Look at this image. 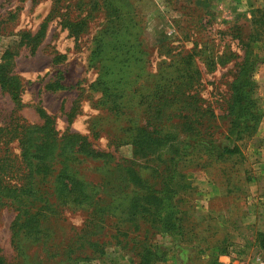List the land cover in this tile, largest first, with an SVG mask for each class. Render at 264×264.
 <instances>
[{"label":"rangeland","instance_id":"obj_1","mask_svg":"<svg viewBox=\"0 0 264 264\" xmlns=\"http://www.w3.org/2000/svg\"><path fill=\"white\" fill-rule=\"evenodd\" d=\"M258 2L263 4L0 0V71L19 85L17 105L0 88V177L28 184L20 142L27 129H41L47 119L50 130H38L36 141L59 143L75 135L92 155H102H75L78 141L55 159L52 182L62 172L68 181L82 182L90 200L62 203L53 186V204L41 211L36 241L12 238L16 213L9 203L0 204V256L6 264H138L144 238L167 250L148 218L128 217L129 202L139 191L126 173L137 174L139 188H156L177 165L176 189L189 188L177 200L189 227L194 203L206 201L218 187L217 172L244 162L238 156L223 162L206 158L200 142L234 140L231 85L245 60L264 57V37L253 38ZM260 66L253 75L254 97L264 116ZM258 128L236 143L247 158V172L254 170L247 156ZM178 148L187 151L184 157L175 155ZM252 245L253 253L264 257L256 241Z\"/></svg>","mask_w":264,"mask_h":264},{"label":"trees","instance_id":"obj_2","mask_svg":"<svg viewBox=\"0 0 264 264\" xmlns=\"http://www.w3.org/2000/svg\"><path fill=\"white\" fill-rule=\"evenodd\" d=\"M253 14L255 17L252 22L257 28L253 38L261 39L264 37V0L262 6L255 9ZM260 65H264V57L260 60H245L231 85L228 115L231 117L232 128L229 135L234 140L231 143L228 139L223 140L220 145L201 141L200 143L206 147L204 157L223 162L232 156H238L241 151L236 143L251 138L257 131L262 116L254 97L256 86L253 75ZM0 88L10 95L14 104H18L19 85L2 71H0ZM46 122L49 123V120L47 119ZM48 123H45L41 129H27L28 131L20 142L19 157L21 163L29 171L28 184L16 186L9 182L7 176L0 177V204L9 203L16 213L10 226V232L14 239L22 236L36 241L35 237L40 234V226L43 221L41 211L47 210L53 204L52 193L49 192L55 185L58 186L59 198L62 203L89 204L90 195L85 191L86 187L82 182L74 179L68 181L62 172H58L56 180L52 182V174L55 172V169L52 168L53 162L60 158L66 149L74 148L78 141L80 144L74 152L75 155H80L81 152H85L92 158L102 157V155H92L88 145L75 135L68 136L65 141H59V143H56V139L53 138L49 144L44 137H42L43 141H36L37 131H48ZM186 146L184 145V147ZM188 147L190 148V146ZM185 153L187 151L184 148L175 150L177 156L184 157ZM173 165L171 174L167 172V176L163 175L161 185L155 186L156 188H145L143 185L139 188L140 179L137 174L133 171L126 173L130 183L135 184L139 191L129 202L128 217L131 219L141 218L145 222L148 221V218L151 222H149L150 225L154 224L156 226L154 228L159 231L160 235L172 239L183 233L186 218L178 207L177 200L179 196H184L189 191V188L181 189L180 192L176 189L173 176L176 173L177 165ZM143 241L138 264H157L165 258L167 250L165 251L160 245L154 244L149 238H144ZM255 241L264 255V233L257 234ZM226 251H228L227 248L222 249V253ZM0 264H6L1 256Z\"/></svg>","mask_w":264,"mask_h":264},{"label":"crops","instance_id":"obj_3","mask_svg":"<svg viewBox=\"0 0 264 264\" xmlns=\"http://www.w3.org/2000/svg\"><path fill=\"white\" fill-rule=\"evenodd\" d=\"M261 6L258 2L254 7ZM258 72L264 74V68ZM259 124L258 139L253 140L252 153L247 156L254 170L246 171L247 158L243 154L238 159H245L244 162L217 172L219 185L206 201L194 203L196 213L190 226L185 224L177 238L162 236L167 243V254L157 264H232L233 255L228 251L222 253L223 248L244 258L260 255L253 253L252 244L257 234L264 233V116ZM246 181L250 185L247 189ZM210 182L214 181L210 178ZM214 200L221 206H214Z\"/></svg>","mask_w":264,"mask_h":264},{"label":"built area","instance_id":"obj_4","mask_svg":"<svg viewBox=\"0 0 264 264\" xmlns=\"http://www.w3.org/2000/svg\"><path fill=\"white\" fill-rule=\"evenodd\" d=\"M228 252L233 255L232 264H264V257L262 255H257L251 258H244L243 255L237 254L233 250H228Z\"/></svg>","mask_w":264,"mask_h":264}]
</instances>
